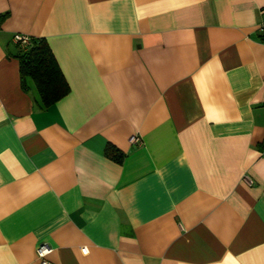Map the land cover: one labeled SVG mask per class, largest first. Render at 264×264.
I'll return each mask as SVG.
<instances>
[{
    "label": "crops",
    "instance_id": "obj_1",
    "mask_svg": "<svg viewBox=\"0 0 264 264\" xmlns=\"http://www.w3.org/2000/svg\"><path fill=\"white\" fill-rule=\"evenodd\" d=\"M15 32L67 81L46 106ZM42 243L49 264H264V0H0V264Z\"/></svg>",
    "mask_w": 264,
    "mask_h": 264
},
{
    "label": "trees",
    "instance_id": "obj_2",
    "mask_svg": "<svg viewBox=\"0 0 264 264\" xmlns=\"http://www.w3.org/2000/svg\"><path fill=\"white\" fill-rule=\"evenodd\" d=\"M15 56L19 60L21 85L26 89V78L33 79L42 105L46 106L68 90L65 80L48 41L41 36H30V43L18 47ZM112 147L107 148L111 153ZM119 152L114 156L119 159Z\"/></svg>",
    "mask_w": 264,
    "mask_h": 264
},
{
    "label": "built area",
    "instance_id": "obj_3",
    "mask_svg": "<svg viewBox=\"0 0 264 264\" xmlns=\"http://www.w3.org/2000/svg\"><path fill=\"white\" fill-rule=\"evenodd\" d=\"M12 41L19 45L21 48H25L30 43V36L21 33V32H15L12 35ZM130 142H138L140 141V137L136 134H132L129 137ZM49 247L45 244H39L37 247V255L40 258L41 264H49V261L45 258V254L49 251Z\"/></svg>",
    "mask_w": 264,
    "mask_h": 264
}]
</instances>
